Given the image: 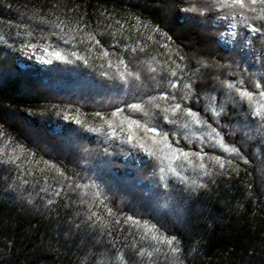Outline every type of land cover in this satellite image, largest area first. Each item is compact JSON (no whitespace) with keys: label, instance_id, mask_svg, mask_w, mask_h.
<instances>
[{"label":"trees","instance_id":"16d2710c","mask_svg":"<svg viewBox=\"0 0 264 264\" xmlns=\"http://www.w3.org/2000/svg\"><path fill=\"white\" fill-rule=\"evenodd\" d=\"M187 1L192 3V0ZM182 2L0 0V35L5 38L0 40V125L14 142L34 153L33 159L40 162L31 164L33 167L25 163L22 169H17L16 165L0 164V264H122L117 259L118 252L124 254L123 264H142L132 245H149L147 242L141 245L139 234L134 229L130 231L131 226L124 224L123 218L128 215L148 219L161 226L167 235L178 238L180 252L176 256L156 254L152 258L155 264H264V146L257 148V145L251 144L249 150H245L236 142L230 143L240 149L244 159L205 146V152L227 157L233 163L224 170L211 165L213 174L209 176L189 170L197 183L190 187L180 184L177 189L181 196L180 204L178 212H175V206L169 204L173 194L169 187L160 192L158 199L146 198L138 202L125 189L104 183L100 187L75 191L72 188L73 174L66 160L60 158L45 140L32 136L21 118L27 111L33 115L46 113L37 85L27 80L12 57L17 46V32L26 35L28 32L44 31L25 17L28 9L33 8L31 14L36 9V13L43 11L51 19L58 17L66 21L65 31L76 28L77 24L83 28V31L74 33L77 39L71 46L72 51L86 56L90 66L85 67L102 80L115 82L100 75L102 71H112L98 67L106 63L99 58L101 45L113 54L111 59L114 62L122 58L132 70L141 73L140 86L146 88L148 96L163 93L161 89H167L165 84L169 72L175 69L182 80L193 82L194 95L185 101V105L199 111L213 124L212 113L205 111L204 96L213 93L219 102L221 94L215 85H221L224 80L230 81L228 78H232V74L229 73L227 78L228 74L221 70L222 62L204 52L202 48L208 40L184 20L179 10ZM20 13L22 16H19ZM135 17L150 22L148 28L137 30ZM18 22L25 27L23 30ZM152 26H159L171 36V54L161 47L167 41L159 33L154 36L158 43L147 39L152 35ZM87 32L95 33L100 45L88 42L85 37ZM81 37H85L84 43H79ZM133 48L137 50L133 52ZM177 48L184 60L175 55ZM201 61H207L209 66L201 67ZM177 64L182 67L176 68ZM149 68L157 71L150 72ZM153 76L155 80L151 79ZM157 82L160 85L158 88L154 87ZM150 85L153 87L150 88ZM176 91L179 97V90ZM78 109L87 114V121L92 126H96L99 118H94L92 113L101 109L95 110L88 105ZM156 112L158 115L159 110ZM255 126L258 128L256 124L251 130L245 123L244 132L264 136V132L255 131ZM239 128L240 125L232 129L238 132ZM198 131L193 128L181 132L180 146L189 147L182 138L185 133L198 134ZM220 131L227 140V130L220 128ZM191 147L200 149L198 142ZM23 159H27V155ZM45 160L58 165L71 179L47 170L43 163ZM20 178L27 181L24 188L29 193L20 192V183L23 182ZM174 183L177 184L178 180ZM68 185L71 187L68 188ZM29 187H37L39 192ZM57 192L59 195H56ZM95 192L101 193L99 199L113 209L119 223L93 196ZM33 195L47 202L46 206L29 202ZM50 200L52 203H48ZM93 212L104 219L99 220L95 216L89 219ZM144 260L146 264H151L148 258Z\"/></svg>","mask_w":264,"mask_h":264},{"label":"snow or ice","instance_id":"6c2138e0","mask_svg":"<svg viewBox=\"0 0 264 264\" xmlns=\"http://www.w3.org/2000/svg\"><path fill=\"white\" fill-rule=\"evenodd\" d=\"M208 4H211L212 7L219 10H228L225 15L217 19L231 21L228 24L230 30L236 29L239 24L251 35L260 34L262 40H264V26H262L264 25V0H206L205 6L198 7L196 3L192 2L190 7L184 8L182 11L204 14L210 10L207 6ZM237 17L240 18L238 21L236 19ZM38 18L42 23L60 29L59 32H54L52 35L59 36L64 44H73L77 39L74 33L83 31V28L79 24H77L76 28H68L65 31L67 22L59 20L58 17L53 20H49L45 16H39ZM135 20L137 30L140 27L147 29L150 23L141 21L139 17H135ZM116 23L120 24L121 22L116 21ZM151 32L152 35H149L147 39L158 43L154 36L156 33H159L167 41L161 47L171 54L173 52V49L170 47V43L172 42L171 36L163 32L159 26H152ZM69 33L73 34L70 35ZM20 34L19 32L16 33L18 36ZM27 35H31V32H28ZM232 35H235L234 31ZM85 37L88 42H94L95 45H100V40L96 38L95 33L87 32L85 33ZM85 37H81L79 43H84ZM4 39V36L0 35V40ZM30 48L32 53L36 54L37 44H30ZM41 49L43 54L37 56V59L41 61H45L48 64L53 63V61L71 62L69 61L68 55L65 54V50L62 48L43 45ZM101 49L99 58L106 60V63H101L98 67L101 69H112V71L105 70L100 75L123 84L125 86V92H127L129 85L139 89L141 73L132 70L129 64L122 58L114 62L111 59L113 54L103 48L102 45ZM136 50V48L132 49L133 52ZM71 55L77 60L82 61L84 65L90 66L89 59L86 56L80 55L76 51H72ZM175 55L179 56L180 60H184L178 48L175 50ZM173 63L175 62L173 61ZM200 64L201 67L209 66L207 61H201ZM181 67L182 65H176V68ZM148 70L153 73L157 71L155 68H149ZM169 77H177V79L172 80L169 78L166 86L168 90L159 95L148 96L146 101L139 99L138 102L129 103L125 107H117L108 114L100 111L92 113L94 118H99L100 126H92L87 121V114L82 113L79 109L75 110V114H72L68 110H63V119L66 121L73 120L76 125L81 126V128L89 133L102 135L106 142H108V147L114 145L121 152L127 151L129 154H142L148 160L154 161L156 169L154 174L159 176L162 186L165 189L168 187L167 180L170 177L176 178L181 183L191 180L192 184H196L195 179H191L189 175L184 174L188 170H191L193 173H198L201 176H209L213 174L211 170V165L213 164L221 170L232 165L233 161L227 157L205 152V146L216 148L229 155L244 159L240 149L235 144H230L225 140L224 135L220 131L219 118L224 114L227 105H243L247 110L248 116L257 122L258 128L256 131L264 132V85H262L261 80L253 76L249 78L248 85H245V79L243 77L234 81H221V86L225 89V92L224 98L219 102L217 101L216 95L207 93L204 96V100L206 101L205 111L212 113L213 123L216 125L214 127L199 111L185 105V101L192 99L194 95L193 82L182 80L175 69L169 72ZM151 79L155 80V77L153 76ZM154 87H160L159 83L157 82ZM176 90H179V97L177 96ZM198 101L199 98H197ZM154 110H159L160 117L169 125L186 130L193 128L199 130L198 134L197 132H188L183 135L182 138L187 141L189 147L180 146L178 140L173 139L176 136L175 132H172L170 135V132L166 131L162 125L154 122L157 116V112ZM57 114L60 115L61 113L58 112ZM136 114H141L146 119H138L136 118ZM194 142L199 143V150H194L191 147ZM104 151L107 153L108 148H105ZM25 155H27V159H22ZM33 157L34 153H31L23 145L15 143L13 138L0 125V164L16 165L17 169H22L25 163L29 165L40 163L34 160ZM18 161L20 163H17ZM43 163L47 170L55 171L59 177L71 179L66 176L64 170L58 165L48 161H44ZM44 170L41 169V171ZM76 186L78 188L88 187L86 184H77ZM68 187H71V185H68ZM56 195H59V193L57 192ZM100 195V192L93 193L96 199H99ZM48 203H52V201L50 200ZM99 203L104 206L109 216L116 217L117 223L120 222L117 214L104 200L99 199ZM92 216L97 217L99 220L104 219L103 216H99L96 212H93L89 216V219ZM123 222L131 226L130 231L134 229L139 234L141 245L145 242L149 245V247L132 245L137 257L141 258L142 264H146L144 258H148L151 264H155L152 258L156 254L168 255L170 253L172 256H176L180 252L178 238L167 235L158 224L148 219L141 220L137 216L132 215L125 216ZM117 259L123 264V252H118Z\"/></svg>","mask_w":264,"mask_h":264},{"label":"rangeland","instance_id":"374dc122","mask_svg":"<svg viewBox=\"0 0 264 264\" xmlns=\"http://www.w3.org/2000/svg\"><path fill=\"white\" fill-rule=\"evenodd\" d=\"M192 2L201 7L205 6L206 0H192ZM190 6L189 1L183 0L179 10L187 24L203 34L205 39L208 40L202 49L206 54L210 53L212 57H216L222 62V64L220 63L221 70H225V74H228L226 77H230L229 73L232 74V78H228L230 81L243 77L245 85H248L249 78L254 76L260 79L262 85H264V40H262L261 35H251L239 24L236 29L230 30L228 24L231 21L217 19L225 15L227 9L219 10L208 4L210 10L204 14L182 11V9ZM31 9H28L25 17L34 23L40 31L42 29L45 32H42L44 34L37 31L32 32L31 35H27V33L26 35H17V46L13 50L12 57L27 80L31 84L37 85L42 95V104L46 106V113L33 115L27 113L28 111L25 112L21 117L24 127L32 136L45 140L52 150H56L60 158L66 160L65 163L69 166L71 174H73L72 184L74 187L72 188L75 191L79 189L76 186L77 184H86L88 185L87 188H93L94 186L100 187V184L104 183L117 189H125L137 202L146 198L156 199L164 188L159 176L154 174L156 171L154 161L148 160L142 154L121 152L114 145L108 147V142L102 135L89 133L81 126L76 125L73 120H64L62 115L63 110L75 114L76 109L87 105L95 110L101 109L100 112L108 114L117 107H125L129 103L138 102L139 99L146 101L148 97V93L145 92L147 91L146 88L140 86L139 89H136L128 86L127 92H125L123 84L117 81L113 84L108 80L100 79L95 73L90 72L82 61L71 55L73 48L71 46L74 43L73 45L64 44L59 36L52 35L54 32H59L60 29L50 28L51 25L42 23L38 17L45 16L49 20L53 19L45 15L43 11L36 13V9L31 14ZM19 16H22L21 13ZM236 19L238 21L240 18L237 17ZM21 25L20 23L19 28L23 30L25 27ZM233 31L235 35H232ZM69 34L72 35L73 33ZM30 44H37L36 54L32 53ZM43 45H52L64 49L71 62L53 61V63L48 64L37 59L38 55L43 54L41 49ZM167 84L168 82L165 85L167 86ZM215 86L219 89L220 100H222L225 89L221 85ZM152 87L153 85H150V88ZM164 88L161 91L168 90ZM58 112L61 114L58 115ZM136 118L146 119L141 114H136ZM154 122H160L163 128L170 132V135L175 132L176 136L173 139L178 140L181 144L180 133H184L185 129L167 124L159 114ZM245 123L250 128L257 124L255 120L248 116L243 105H227L223 116L221 119L219 118L220 128L227 130L226 141L228 143L236 142L245 150H249L251 144L257 145V148L264 146V136L262 134H253V136L244 132ZM239 125V131L234 132L232 128ZM96 126H100V120L96 123ZM255 129H257L256 126ZM105 148H108L107 153L104 151ZM29 166L33 167L32 165ZM186 175H189L191 179L194 178L189 170ZM175 181L176 178L170 177L167 184L169 189L173 191L169 204H173L176 208L175 212H178L177 208L181 196L177 189L181 182L178 181L176 184ZM21 182L20 192L29 193V191H25L26 183L23 178ZM182 184L185 187L193 185L191 180ZM31 190L39 192L37 187ZM31 197L29 202L46 206L47 202L44 200L38 199L34 195L33 199Z\"/></svg>","mask_w":264,"mask_h":264}]
</instances>
